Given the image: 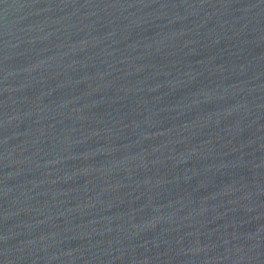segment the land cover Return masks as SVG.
Segmentation results:
<instances>
[{"label":"water","instance_id":"95a60500","mask_svg":"<svg viewBox=\"0 0 264 264\" xmlns=\"http://www.w3.org/2000/svg\"><path fill=\"white\" fill-rule=\"evenodd\" d=\"M0 264H264V0H0Z\"/></svg>","mask_w":264,"mask_h":264}]
</instances>
